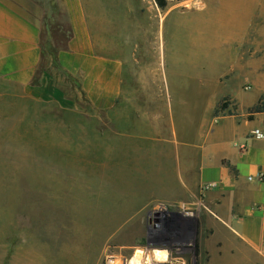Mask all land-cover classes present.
<instances>
[{
    "label": "rangeland",
    "instance_id": "rangeland-1",
    "mask_svg": "<svg viewBox=\"0 0 264 264\" xmlns=\"http://www.w3.org/2000/svg\"><path fill=\"white\" fill-rule=\"evenodd\" d=\"M30 1L41 8V68L49 71L32 85L44 83L50 99L0 81V264H262L264 242L255 250L245 239L242 216L227 219L200 195L176 204L157 194L152 143L140 139L155 133L134 114L159 113L163 81L180 101L196 83L227 91L220 114L261 125L264 0L232 8L249 24L242 31L206 26L231 18L226 0H161L164 8L157 0ZM74 26L96 53L148 73L136 110L94 108L79 79L61 71L55 55Z\"/></svg>",
    "mask_w": 264,
    "mask_h": 264
},
{
    "label": "crops",
    "instance_id": "crops-1",
    "mask_svg": "<svg viewBox=\"0 0 264 264\" xmlns=\"http://www.w3.org/2000/svg\"><path fill=\"white\" fill-rule=\"evenodd\" d=\"M251 1L226 0L224 4L229 7L231 18L225 22H208L206 26L216 30L247 29L249 24L239 16L240 10L232 8ZM38 8L39 11L30 0H0V81L22 87L34 99L46 100L50 97L41 95L44 83L32 85L43 55L41 22L36 17L41 8ZM72 23L75 24L74 20ZM74 29L75 36L67 43L68 48L57 54L61 71L79 79L82 92L94 108L107 109L109 114L122 103L136 110L142 93H149L144 81L148 73H136L126 58L96 53L92 42L78 36L75 26ZM199 38L198 35L193 38L194 44ZM144 69L147 66L139 65V71ZM39 73H44L45 82L49 71ZM164 76L167 79V74L162 79ZM150 90L155 93L154 86ZM174 90L168 83L164 86L163 81L161 91L166 97L156 107L159 113L150 119L134 114L139 125H147L155 133L140 136L152 143L149 149L155 157V178L151 183L165 201L187 204L200 195L207 205L228 214L227 219L238 220L242 216L238 220L241 234L255 250L260 249L264 242V181L257 177L264 174V140L250 138V132L262 123L258 126L254 119H245L241 114H215L226 90L191 84L186 88V93L191 95L187 101L175 97ZM250 99L255 100L254 93ZM236 143H246V151L240 150ZM211 186L214 188L202 193Z\"/></svg>",
    "mask_w": 264,
    "mask_h": 264
},
{
    "label": "built area",
    "instance_id": "built-area-1",
    "mask_svg": "<svg viewBox=\"0 0 264 264\" xmlns=\"http://www.w3.org/2000/svg\"><path fill=\"white\" fill-rule=\"evenodd\" d=\"M250 138H253V139L259 140V141L264 140V120H263L262 125L260 127H257L250 132ZM235 145L238 146V148L242 151H246V149H247L246 143H241V144L236 143ZM257 179L259 181H264V174L260 173L258 175ZM211 187H213V186H211ZM209 188L210 187H207V188H205V190L209 189Z\"/></svg>",
    "mask_w": 264,
    "mask_h": 264
},
{
    "label": "trees",
    "instance_id": "trees-1",
    "mask_svg": "<svg viewBox=\"0 0 264 264\" xmlns=\"http://www.w3.org/2000/svg\"><path fill=\"white\" fill-rule=\"evenodd\" d=\"M161 0H157V3H158V6L160 7V8H164V4H162L161 2H160ZM42 49H43V47H42ZM45 49H43L42 51H43V55H42V60L44 59V57L46 56V53H45V51H44ZM53 52H55V51H53ZM55 58H57V56L55 55ZM42 60H41V64H40V69H39V71H43L44 69H42L41 68V65H42ZM57 62H58V59H57ZM39 71H38V73H39ZM36 75H37V73L35 74V76H34V78L33 79H35L36 78ZM34 84V83H33ZM226 106L225 105H222L221 106V109H224ZM219 112H220V110H219V108L217 107V110L215 111V114H219Z\"/></svg>",
    "mask_w": 264,
    "mask_h": 264
},
{
    "label": "water",
    "instance_id": "water-1",
    "mask_svg": "<svg viewBox=\"0 0 264 264\" xmlns=\"http://www.w3.org/2000/svg\"><path fill=\"white\" fill-rule=\"evenodd\" d=\"M158 264H168V263H158Z\"/></svg>",
    "mask_w": 264,
    "mask_h": 264
},
{
    "label": "bare ground",
    "instance_id": "bare-ground-1",
    "mask_svg": "<svg viewBox=\"0 0 264 264\" xmlns=\"http://www.w3.org/2000/svg\"><path fill=\"white\" fill-rule=\"evenodd\" d=\"M118 264H121V263H118Z\"/></svg>",
    "mask_w": 264,
    "mask_h": 264
}]
</instances>
